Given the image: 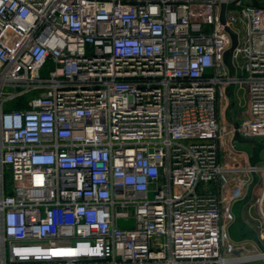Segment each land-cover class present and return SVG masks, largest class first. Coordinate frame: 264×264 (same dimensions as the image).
I'll return each instance as SVG.
<instances>
[{
    "label": "built area",
    "instance_id": "obj_1",
    "mask_svg": "<svg viewBox=\"0 0 264 264\" xmlns=\"http://www.w3.org/2000/svg\"><path fill=\"white\" fill-rule=\"evenodd\" d=\"M234 134L264 146V0H0V264L229 263Z\"/></svg>",
    "mask_w": 264,
    "mask_h": 264
},
{
    "label": "rangeland",
    "instance_id": "obj_2",
    "mask_svg": "<svg viewBox=\"0 0 264 264\" xmlns=\"http://www.w3.org/2000/svg\"><path fill=\"white\" fill-rule=\"evenodd\" d=\"M227 89L228 87H222L220 90L218 113L219 120L221 119L228 126V130L231 124L243 120L246 116L242 107V91H236V96H234L233 90L227 92ZM235 148V150L229 149L226 154L225 167L239 170H232L227 174L225 184L230 191L234 192L231 195L234 197L233 200L237 201L224 203L221 255L228 260H237L227 264H262L263 261L256 259L255 255L264 250V240L261 246L254 236L257 237L262 229L259 217L264 209V204L260 199L264 189V146L260 141H254L236 144ZM234 155L237 156L236 160ZM250 165L261 168L255 173L245 172L243 169ZM240 259L243 260L240 261Z\"/></svg>",
    "mask_w": 264,
    "mask_h": 264
},
{
    "label": "crops",
    "instance_id": "obj_3",
    "mask_svg": "<svg viewBox=\"0 0 264 264\" xmlns=\"http://www.w3.org/2000/svg\"><path fill=\"white\" fill-rule=\"evenodd\" d=\"M228 91L229 92L232 91V93H235L234 96H236V91H242V93H243V103L242 102L241 103H242V107L244 109V113H245V116H246V111H245V93H244V90L243 89L228 88L227 89V92ZM232 106H233V104H232ZM218 117H219V115H218ZM219 124H220V128H221V132L224 134L227 131V127L228 126L225 123H223V121H221V119L219 120ZM233 124H235V123H233ZM233 124H231V125H233ZM229 144H230L229 143V139H228V137H226V139H225V141L223 143V146H222V164L224 166H226V162L225 161H226V154L229 152ZM237 144H246V143H239V142H237ZM231 154H233L232 151H231ZM234 157H235V160H236L237 159V156L234 155Z\"/></svg>",
    "mask_w": 264,
    "mask_h": 264
},
{
    "label": "water",
    "instance_id": "obj_4",
    "mask_svg": "<svg viewBox=\"0 0 264 264\" xmlns=\"http://www.w3.org/2000/svg\"><path fill=\"white\" fill-rule=\"evenodd\" d=\"M224 11H225V4L221 5V11H220V23L224 24L225 18H224ZM225 30L230 34L231 37H233V34L230 29L225 28ZM235 43H233V46ZM234 140H236L239 143H250L251 141L249 139H241L238 134H234Z\"/></svg>",
    "mask_w": 264,
    "mask_h": 264
},
{
    "label": "bare ground",
    "instance_id": "obj_5",
    "mask_svg": "<svg viewBox=\"0 0 264 264\" xmlns=\"http://www.w3.org/2000/svg\"><path fill=\"white\" fill-rule=\"evenodd\" d=\"M254 258V257H253ZM243 259H240V261H242ZM237 260L234 259V260H229V261H226V262H236Z\"/></svg>",
    "mask_w": 264,
    "mask_h": 264
},
{
    "label": "trees",
    "instance_id": "obj_6",
    "mask_svg": "<svg viewBox=\"0 0 264 264\" xmlns=\"http://www.w3.org/2000/svg\"><path fill=\"white\" fill-rule=\"evenodd\" d=\"M254 237H255L254 239H255V240H257V237H256V235H255Z\"/></svg>",
    "mask_w": 264,
    "mask_h": 264
}]
</instances>
